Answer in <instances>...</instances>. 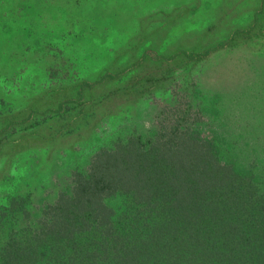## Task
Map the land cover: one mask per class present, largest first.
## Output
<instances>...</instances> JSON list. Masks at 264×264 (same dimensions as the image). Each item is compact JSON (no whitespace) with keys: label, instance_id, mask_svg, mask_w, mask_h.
I'll list each match as a JSON object with an SVG mask.
<instances>
[{"label":"rangeland","instance_id":"obj_1","mask_svg":"<svg viewBox=\"0 0 264 264\" xmlns=\"http://www.w3.org/2000/svg\"><path fill=\"white\" fill-rule=\"evenodd\" d=\"M29 1L0 0V237L36 228L98 152L175 130L252 171L264 200V0H111L127 26L92 51L67 10L21 23Z\"/></svg>","mask_w":264,"mask_h":264},{"label":"trees","instance_id":"obj_2","mask_svg":"<svg viewBox=\"0 0 264 264\" xmlns=\"http://www.w3.org/2000/svg\"><path fill=\"white\" fill-rule=\"evenodd\" d=\"M60 9L86 33L82 42H97L91 51L109 41L101 30L127 26L126 3L117 13L111 0H30L19 21L58 20ZM84 52L91 64L107 56ZM216 147L175 130L98 152L36 228L13 235L5 223L0 264H264V200L253 172H237Z\"/></svg>","mask_w":264,"mask_h":264}]
</instances>
